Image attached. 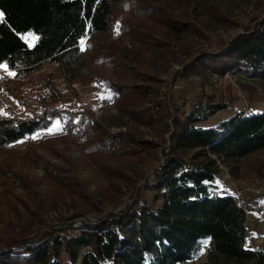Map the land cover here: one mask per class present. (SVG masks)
I'll return each instance as SVG.
<instances>
[{"label":"trees","instance_id":"1","mask_svg":"<svg viewBox=\"0 0 264 264\" xmlns=\"http://www.w3.org/2000/svg\"><path fill=\"white\" fill-rule=\"evenodd\" d=\"M121 1L0 0V66L26 76L45 63H53L66 90L74 91L75 80L87 69L85 47L92 48L99 35L111 34L115 26L122 36L126 33L125 24L114 16ZM177 6L175 10L185 6L180 15L170 8L165 10L164 4L155 8L165 32L157 36L161 45L154 59L155 63L165 61L168 68L178 61L179 54L188 56L189 52L177 49V44L193 31L196 19L208 16L223 26L228 14L217 0H179ZM163 12L165 17L169 15L166 21ZM190 17L194 20L186 21ZM203 26L195 31L205 39L207 27ZM27 34L37 37L32 46L24 40ZM84 40L88 45L83 46ZM128 41L117 51L113 44L103 50L108 60L117 57L115 68L121 72L135 68L131 64L140 60L141 51L134 50L135 39L129 36ZM181 65L176 76L240 72L263 83L264 18L255 28L214 50L198 46ZM152 67L157 73L156 65ZM96 79L101 82L102 77ZM47 83L51 94H58ZM104 83L101 87L111 90L104 102L122 108L118 119L128 116L137 126L156 131L163 137L162 143L139 144L130 132L107 131L90 110L72 113L44 102L45 106L30 117H0V147L41 134L59 122L63 124L62 135L84 141L91 153L126 159L141 145L151 152L161 147L159 157L151 156L155 162L158 159V165L140 177L145 184L134 190L132 207L93 220L73 215L29 239L0 238V264H185L196 258L206 240L203 264H264V242L254 250L247 245L248 211L254 207L241 201L234 191L221 188L224 182L219 166H236L264 150V110L237 113L205 127L203 123L226 109V104L196 102L179 113L170 95L154 94L139 84L118 85L107 78ZM146 101L147 106H143Z\"/></svg>","mask_w":264,"mask_h":264},{"label":"rangeland","instance_id":"2","mask_svg":"<svg viewBox=\"0 0 264 264\" xmlns=\"http://www.w3.org/2000/svg\"><path fill=\"white\" fill-rule=\"evenodd\" d=\"M178 2L179 0H122L115 7L114 16L116 21L120 20L125 24L126 33L122 36L115 26L111 34L99 35L93 45H89L92 48L85 47L87 69L75 80L74 91L66 90L65 82L53 63H45L26 76H18L15 71L0 66V117H30L39 112L46 102L51 107L66 108L72 113H87L90 110L107 131L130 132L139 144L144 141L162 143L163 137L156 131L142 125L137 126L128 116L118 119L122 110L118 108L119 104L104 102L111 93V90L101 87L106 78L118 85L139 84L152 89L154 94L160 91V96H171L179 113L184 109L188 110L196 102L205 104L208 101H218L226 104V109L203 123L205 127L215 126L237 113L263 111L264 82L247 77L244 73L220 75L208 71L205 74L176 75L182 66L181 62H186L198 46L205 45L214 50L247 32L248 28H255L264 18V0H217V4L228 12L226 23L223 26L216 25L217 21L208 16H205L207 20L205 17L196 19L193 31L185 34L177 44V49L189 52L188 56L179 54L178 61L168 68L165 61L157 60L155 63L154 59L158 56L155 55L159 50L157 46L161 45L157 36L165 32L155 8L164 4L167 6L165 10L170 8V11H175V15H180L185 6L175 10L174 7H179ZM164 13L161 15L166 21L169 15L166 14L165 17ZM190 20L194 19L190 17L186 21ZM203 24L207 27V32L204 31L205 39L200 38L195 31L200 26L204 28ZM129 36L135 39L134 50L141 51L140 60L139 64H131L135 68L121 72L122 70L115 68V62L119 64L117 57L110 61L104 57L106 53L103 50L107 51L108 46L113 44L114 51H117L121 44L130 43ZM116 39L125 40L124 44ZM24 40L32 46L37 37L27 34ZM85 45H88L86 40L83 41V46ZM141 63L143 64L140 65ZM154 64L158 68L157 73L152 72ZM97 77H102L101 82ZM47 82L52 84L58 94H51ZM147 102L143 106H147ZM62 126L55 123L51 129L41 134L0 147V238L10 236L29 239L73 215L80 214L93 220L108 212L116 213L127 206L132 207L135 200L133 193L136 194L137 188L145 184L140 177L150 174L151 168L158 165V159L155 162L156 159L152 160L151 156L159 157L161 147L151 152L147 146L141 145L133 157L126 159L110 154L91 153L86 151L84 141L67 134L62 135ZM168 136L164 137L167 144ZM219 166L221 180L224 182L221 188L227 187L234 191L241 201L254 207L248 211V245L251 246L256 238L262 241L264 150L252 154L236 166ZM205 247L203 243V249L199 250L196 258L185 264H203Z\"/></svg>","mask_w":264,"mask_h":264},{"label":"crops","instance_id":"3","mask_svg":"<svg viewBox=\"0 0 264 264\" xmlns=\"http://www.w3.org/2000/svg\"><path fill=\"white\" fill-rule=\"evenodd\" d=\"M248 221V220H247ZM254 221V220H253ZM246 227L248 228V226H247V223H246ZM263 236V235H262ZM247 240H248V236H247ZM255 242H252L251 243V246H249L248 245V242L249 241H247V245H248V247H250L251 249H258L260 246H261V244L264 242V236L262 237V241H260L258 238H256L255 240H254Z\"/></svg>","mask_w":264,"mask_h":264},{"label":"snow or ice","instance_id":"4","mask_svg":"<svg viewBox=\"0 0 264 264\" xmlns=\"http://www.w3.org/2000/svg\"><path fill=\"white\" fill-rule=\"evenodd\" d=\"M2 17H3V13L2 12H0V20H2ZM81 43L83 44V41H81ZM4 67H6V65L4 66ZM10 75H14L13 73H9ZM57 123H59V122H57ZM35 138V137H34ZM207 243H208V241L206 240V241H204V245L206 246L207 245Z\"/></svg>","mask_w":264,"mask_h":264}]
</instances>
